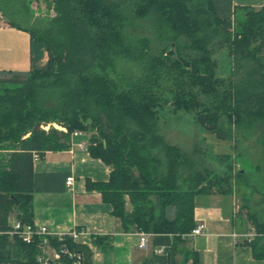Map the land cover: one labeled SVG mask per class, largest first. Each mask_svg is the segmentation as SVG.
I'll list each match as a JSON object with an SVG mask.
<instances>
[{"label": "trees", "instance_id": "16d2710c", "mask_svg": "<svg viewBox=\"0 0 264 264\" xmlns=\"http://www.w3.org/2000/svg\"><path fill=\"white\" fill-rule=\"evenodd\" d=\"M26 1L0 0L9 24L28 33L30 56L28 72L0 71L8 78L1 85L16 86L0 89V147L9 152L0 157V264H36L38 239L25 244L10 234L14 209L15 220L32 224V154L67 150L73 132L95 124L99 138L91 136L87 150L110 173L107 182H88L87 189L100 193L124 232L169 235L177 264H200L186 238L195 228L194 198L215 190L230 195L235 183L250 186L246 173L231 166L241 158L239 145L253 141L264 165V5L46 0L53 15L21 26L12 17L29 15ZM137 19L167 46L152 54L147 40L126 37V23ZM220 50L229 58L225 78L216 75L213 59ZM128 63L136 75L125 74ZM164 105L190 113L196 127L228 144L232 155L217 156L223 174L206 168L197 143L184 152L158 133ZM256 194L264 208V191ZM246 221L255 236L243 244L264 260V222L249 213ZM48 242L57 245L54 238Z\"/></svg>", "mask_w": 264, "mask_h": 264}, {"label": "crops", "instance_id": "0c3cea01", "mask_svg": "<svg viewBox=\"0 0 264 264\" xmlns=\"http://www.w3.org/2000/svg\"><path fill=\"white\" fill-rule=\"evenodd\" d=\"M232 5L259 9L264 0H232ZM29 70L28 33L0 27V71ZM88 146L89 137L82 133L70 138L67 150L45 152L33 162L32 223L54 234L83 231L86 236L73 244L82 254L81 264H177L171 236L146 234V248L138 249L139 232H124L100 193L87 189L88 182H107L110 173L108 166L89 155ZM70 176L73 182L67 188L65 180ZM236 207L231 195L211 193L194 198L193 221L195 227L203 226V235L187 246L198 255L200 264H264L243 244L249 224Z\"/></svg>", "mask_w": 264, "mask_h": 264}, {"label": "rangeland", "instance_id": "374dc122", "mask_svg": "<svg viewBox=\"0 0 264 264\" xmlns=\"http://www.w3.org/2000/svg\"><path fill=\"white\" fill-rule=\"evenodd\" d=\"M26 5L29 10L27 16H13L12 22L21 26H27L34 19H49L53 14L48 9L46 0H27ZM17 7H12V10ZM11 10V9H10ZM11 10V11H12ZM10 13V12H8ZM242 10L236 12L238 18L242 14ZM30 18L29 22L25 19ZM23 18V20H22ZM9 26L12 27L4 15L0 12V27ZM124 33L126 37L135 41L137 39H145L149 42V50L152 54H157L161 49L165 48L167 44L155 39L153 33L148 28V23L143 20H129L126 23ZM213 59L217 63L216 75L221 78L227 77L229 73V58L224 50H220L213 55ZM44 63H40V66ZM126 75L134 76L135 66L128 63L123 67ZM1 80H8V78H0ZM14 88L16 86L9 84H0L2 88ZM48 104V102H46ZM158 133L171 145L179 147L184 152H189L195 143L205 152V166L217 175H221L225 171V167L218 161L217 156H231L232 153L226 142L217 140L214 136L210 135L205 130L196 127L193 123L192 115L184 111L173 112L170 105H164L158 113ZM220 124L227 125L226 118L221 117L219 119ZM103 124V122H102ZM53 128L59 130L60 126L57 124L51 125ZM50 125H42L41 128L48 129ZM98 124L90 127L84 134L94 138H99L97 133ZM261 130H264V126ZM2 145V144H0ZM238 149L242 153L241 158L231 162V166L234 171L241 170L246 173L247 182L249 187H243L242 184H236L231 190V196L234 199L238 213H241L246 219L247 213L254 215V217L264 222V208L260 205L258 200L257 191H264V165L261 161V157L254 145V142L248 144L239 145ZM9 152L0 147V157L8 155ZM217 193V190L215 192ZM244 207V208H243ZM126 209L129 210V205L126 204ZM18 215V212L14 211L10 214V220H13ZM250 225V223L248 222Z\"/></svg>", "mask_w": 264, "mask_h": 264}, {"label": "built area", "instance_id": "2783aa9c", "mask_svg": "<svg viewBox=\"0 0 264 264\" xmlns=\"http://www.w3.org/2000/svg\"><path fill=\"white\" fill-rule=\"evenodd\" d=\"M46 131V129H44ZM61 131H65L63 128H59ZM81 132H73L70 138L80 136ZM39 155L32 154V161L35 162L39 159ZM73 182V177H68L65 180V186L70 188ZM10 234H17L20 240L25 244H31L35 238L38 239L36 246L35 263L36 264H62V261L68 264H81L83 257L82 254L75 250L69 249L66 245L68 242L74 244L81 241L86 234L81 230L72 229L66 233H57L49 231L44 226H36L32 224H21L19 221L13 219L10 221ZM203 235V226L197 225L188 235L187 239L192 240L194 237ZM255 236L254 228L250 224L248 225V232L244 235V241H251ZM54 238L57 245L50 246L48 240ZM147 235L139 232L137 248L144 250L147 246Z\"/></svg>", "mask_w": 264, "mask_h": 264}, {"label": "water", "instance_id": "95a60500", "mask_svg": "<svg viewBox=\"0 0 264 264\" xmlns=\"http://www.w3.org/2000/svg\"><path fill=\"white\" fill-rule=\"evenodd\" d=\"M243 171H241V173H242Z\"/></svg>", "mask_w": 264, "mask_h": 264}]
</instances>
